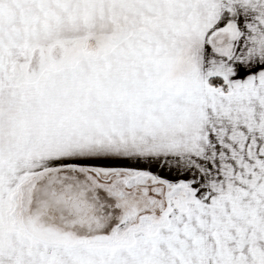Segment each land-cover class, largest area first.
<instances>
[{
  "label": "snow or ice",
  "instance_id": "snow-or-ice-1",
  "mask_svg": "<svg viewBox=\"0 0 264 264\" xmlns=\"http://www.w3.org/2000/svg\"><path fill=\"white\" fill-rule=\"evenodd\" d=\"M0 264H264V0H0Z\"/></svg>",
  "mask_w": 264,
  "mask_h": 264
}]
</instances>
